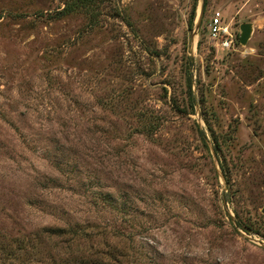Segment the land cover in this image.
<instances>
[{
    "label": "rangeland",
    "instance_id": "1",
    "mask_svg": "<svg viewBox=\"0 0 264 264\" xmlns=\"http://www.w3.org/2000/svg\"><path fill=\"white\" fill-rule=\"evenodd\" d=\"M0 264H264V0H0Z\"/></svg>",
    "mask_w": 264,
    "mask_h": 264
},
{
    "label": "built area",
    "instance_id": "2",
    "mask_svg": "<svg viewBox=\"0 0 264 264\" xmlns=\"http://www.w3.org/2000/svg\"><path fill=\"white\" fill-rule=\"evenodd\" d=\"M209 30L212 38L216 41V44L223 48H231L234 41L232 32L230 31L229 24L223 23L222 13L220 11H217L213 16Z\"/></svg>",
    "mask_w": 264,
    "mask_h": 264
},
{
    "label": "water",
    "instance_id": "3",
    "mask_svg": "<svg viewBox=\"0 0 264 264\" xmlns=\"http://www.w3.org/2000/svg\"><path fill=\"white\" fill-rule=\"evenodd\" d=\"M240 30H241L240 42L242 44H247V42L251 36L252 24L250 22L242 23L240 26Z\"/></svg>",
    "mask_w": 264,
    "mask_h": 264
},
{
    "label": "clouds",
    "instance_id": "4",
    "mask_svg": "<svg viewBox=\"0 0 264 264\" xmlns=\"http://www.w3.org/2000/svg\"><path fill=\"white\" fill-rule=\"evenodd\" d=\"M248 54H250V51L247 50V49H245V50L241 53V56H242V58H243L244 56H246V55H248Z\"/></svg>",
    "mask_w": 264,
    "mask_h": 264
}]
</instances>
